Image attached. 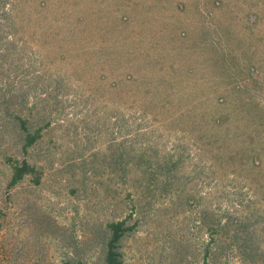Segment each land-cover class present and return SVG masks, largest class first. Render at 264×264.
Segmentation results:
<instances>
[{
	"label": "rangeland",
	"instance_id": "obj_1",
	"mask_svg": "<svg viewBox=\"0 0 264 264\" xmlns=\"http://www.w3.org/2000/svg\"><path fill=\"white\" fill-rule=\"evenodd\" d=\"M120 219L123 264H264V0H0V264Z\"/></svg>",
	"mask_w": 264,
	"mask_h": 264
},
{
	"label": "trees",
	"instance_id": "obj_2",
	"mask_svg": "<svg viewBox=\"0 0 264 264\" xmlns=\"http://www.w3.org/2000/svg\"><path fill=\"white\" fill-rule=\"evenodd\" d=\"M24 131V143L22 145L23 156L16 161L10 162L11 177L6 185L7 190L13 189L25 177L30 176L34 184L39 183V174L36 168L27 159V149L32 146L38 135L31 134L22 125ZM108 238L106 242L103 264H123L121 255V242L123 238L133 231L134 225L128 223L126 219L109 222L107 225Z\"/></svg>",
	"mask_w": 264,
	"mask_h": 264
}]
</instances>
